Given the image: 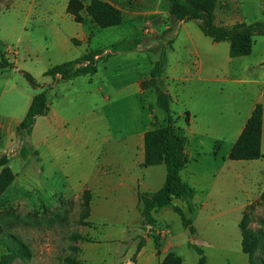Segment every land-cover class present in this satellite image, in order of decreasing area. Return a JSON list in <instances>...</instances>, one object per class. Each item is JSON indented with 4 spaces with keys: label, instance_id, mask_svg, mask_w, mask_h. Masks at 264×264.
<instances>
[{
    "label": "rangeland",
    "instance_id": "1",
    "mask_svg": "<svg viewBox=\"0 0 264 264\" xmlns=\"http://www.w3.org/2000/svg\"><path fill=\"white\" fill-rule=\"evenodd\" d=\"M50 1L36 0L29 7L30 0H0V51L17 45L13 26L17 29L23 21V37L32 33V43L33 38L43 43L44 38L40 40L36 33L40 28L33 33L32 26L59 18L58 11L49 9ZM135 2L128 0L124 4L121 23L106 28L83 16V9L81 22L69 14L85 26L92 49H101L103 55L115 54L105 61L102 58L90 82L78 77L67 102L61 103L71 118L67 126L71 133L63 142L62 167L37 172L41 164L49 165L54 159L49 154L45 160L38 159L27 138L28 155L17 153L11 158L15 178L0 195V264H160L170 252L181 258V264H197L194 246L202 248L206 264H248V253L241 247L239 223L244 219L245 230L264 232V123L262 156L234 160L228 158V140L215 139L213 133L191 137L189 113L179 114L173 108L165 113L160 109L153 89L141 88V81L148 75L139 81L142 91L138 97L126 90L114 93L115 85L149 73L152 52L159 56L166 51L170 68L178 66L184 59L183 48L176 44L169 49L171 41L185 28L197 29L196 20L149 19L143 14L147 9ZM215 8L217 24L264 21V0H218ZM260 37L254 34L255 44ZM27 46L21 41V49ZM221 53L220 50L222 62ZM257 58L256 51L240 64L247 66L245 71L250 74H258L259 67H249ZM23 78L18 79L19 83L34 88ZM34 78L39 82L41 76L38 73ZM226 84L221 81L219 91L213 88L214 92H205L197 107L198 121L210 118L215 125L211 130L239 126L243 115L239 106L250 96L244 84ZM101 91L110 96L106 102L101 100ZM4 102L0 104L1 112L5 110ZM168 121L185 138L187 161L180 177L194 189V211L190 213L181 199L174 198L172 203L192 218L194 233L182 225L171 207L153 212V225L142 220L136 193L154 191L162 185L166 172L163 163L142 167L143 179L135 188H131L129 180L120 183L126 181L125 171L113 170L137 163L139 134ZM140 141L143 143L142 138ZM128 142L136 145L133 155L124 152ZM20 144L16 139L15 149ZM192 144L199 147L192 149ZM196 150L200 151L198 157ZM142 238L144 244L135 251ZM253 254L264 260V244Z\"/></svg>",
    "mask_w": 264,
    "mask_h": 264
},
{
    "label": "crops",
    "instance_id": "2",
    "mask_svg": "<svg viewBox=\"0 0 264 264\" xmlns=\"http://www.w3.org/2000/svg\"><path fill=\"white\" fill-rule=\"evenodd\" d=\"M81 1L85 6L90 0ZM103 1L109 2L120 10H123L124 4H128V0ZM134 1H136L135 4L138 5L139 3V6L147 9V11L143 12V14L147 15L149 19L155 18L156 21H163L164 18L168 19V4L164 0ZM35 2L36 0H30L29 7H31ZM66 4L67 0H51L48 7L50 10L55 12L58 11L57 14L59 18L55 20L49 19L46 23H44V25L41 23L33 24L32 32L33 30L36 31L37 28H40L37 29L36 33L40 35V40L42 37L44 38L43 43H41L39 40L37 41V38H33L32 43V39L30 37L32 33L26 37H23V35L26 33V23L23 21L18 25L17 29L15 26H13L15 28L14 30H17V36L15 38V43L17 45L13 46L12 48L5 49V52L0 51L3 53L5 60L11 64L10 67L6 66L4 68H0V104H2L3 100L5 101V110L2 112L0 111V142L3 144V147L0 148V154L6 155L8 159L7 164L11 170L12 167L9 164L11 158L18 153V149H15L14 146L16 140L15 128L24 116L32 96L42 89L41 87L29 88L25 82L19 83L18 79L23 77L20 71H28L34 76L39 73L41 79L38 82L36 78H34L36 82L42 85L51 84V86L46 90L45 94L48 105L47 112L45 114L36 116L31 132L27 136L28 142L30 144L32 142L34 148L36 149H33L32 151H35L38 159L41 161L45 160L47 158V154H49L54 159V162L49 165H40L39 169H37V172L41 173L52 171L57 167H62L63 162L61 161V155L63 154V142L64 140L66 142L67 138L70 136L71 129L67 126L71 118L68 112L64 110L65 108H61V103L67 102L68 94L73 88V85L76 83V79L78 77L87 78V82L91 81V78L89 79L87 76H77L69 80L56 81L52 83L53 77L51 75H43V71H45L50 66L63 61L73 60L84 53L87 49H92L87 42L88 34L85 26L82 23L75 22L72 19L69 13L66 12ZM160 6L161 8L159 9ZM82 15L88 17L84 9L82 11ZM190 21L191 20L184 22ZM214 22L216 23V8L214 9ZM233 23L222 24L219 22L218 24L230 26ZM260 35L261 37L256 44L253 38V45L250 54L237 57L229 56L228 41H213L210 37L205 36L200 31L198 24L196 30L193 28H185L173 38L168 48L172 50L176 44L182 47L184 59L178 64V66L174 65L170 68L168 55L165 51L167 65L163 75L161 76V79L163 81V88L170 95V107L173 108L176 113L180 114L187 111L190 114L191 137L199 136L201 134L213 133V138L221 139L223 141L228 140L229 146L231 147L238 137L256 102H261L263 106V126L264 34ZM21 41H25V43L27 42V48H20ZM42 44L44 45L42 46ZM73 48L75 50L79 49L80 51L74 53ZM220 50L222 52V62L221 56L219 54ZM256 51L258 53V58L256 59L255 64L251 66L249 65V67L257 66L261 71L258 74L252 75L245 71L247 66L244 68V65H241L240 61L247 59V57H250ZM114 54H110V56L105 57L103 61L110 58ZM149 55L151 58V64L148 65V72L153 62L158 58L157 53L152 52ZM101 60L102 59H100L98 63L101 62ZM228 63L232 65V70H229ZM36 68H40L39 71H37L38 73H35L34 71ZM147 75L148 73L139 75L137 74L133 79H130L125 84H119L118 86L115 85L113 92L115 93L126 90L127 92L135 93V95L138 97L139 93L142 91L139 87V81ZM221 81L227 83L226 85L231 86L244 84L247 88V92L250 94V96H248V100L239 106L243 113L239 121V126L227 128L225 131L211 130L210 127L212 126L215 128V125L210 120V118L204 117V119L199 122V112L197 110V107L202 104L201 99H203L204 93L208 92V94H210L209 92H214L213 88L219 91ZM101 96V100L105 102L107 98L110 97L108 93H103L102 91ZM233 115L236 116L235 113H233ZM144 131L139 134V140L137 144L140 148L138 162L126 163L123 167L117 166L116 168H113L114 171H125L127 173L125 176L126 181L120 180V183L124 184L127 182V180H129L131 188L138 186V184L141 183L143 179V172L141 168L144 166L141 165V162L143 161L144 148L143 143H141L140 140L141 138L143 140ZM197 147H199L198 144H192V149H196ZM135 148L136 145L128 142L124 152L133 155ZM199 153L200 151L197 152V157L199 156ZM101 173H106L105 169L102 170ZM13 174L14 180L15 173L13 172Z\"/></svg>",
    "mask_w": 264,
    "mask_h": 264
},
{
    "label": "trees",
    "instance_id": "3",
    "mask_svg": "<svg viewBox=\"0 0 264 264\" xmlns=\"http://www.w3.org/2000/svg\"><path fill=\"white\" fill-rule=\"evenodd\" d=\"M168 4L167 17L174 20L188 21L196 20L200 31L210 37L213 41L226 40L229 43L228 54L230 57L248 55L251 53L254 34H264V21L234 22L230 26L216 24L214 22V9L218 0H166ZM84 9L87 16L100 28L118 25L122 20L119 8L103 0H90L83 5L81 0H67L66 11L73 16L75 21L81 22L80 11ZM74 41V40H73ZM101 49H88L73 60L54 64L43 71V75H51L52 83L56 81L69 80L77 76H87L89 79L97 71V63L100 59L110 56V53L102 54ZM167 65L166 52L161 51L158 58L153 62L148 77L141 81V88L151 87L155 94V103L165 113L170 107V95L163 88V75ZM10 67L0 52V68ZM23 77L32 87L42 89L35 93L28 108L15 128V138L21 141L18 149L20 156L25 157L30 148L25 144V139L31 132L36 116L45 114L48 109L46 102V90L51 86L36 82L28 72L20 71ZM161 81V86L158 85ZM186 113H188L186 111ZM263 106L256 102L247 118L241 132L231 146L228 158L234 160L258 159L262 156L260 152V139L262 127ZM143 161L142 166L165 165V179L162 185L154 191L138 192L137 200L140 204V214L146 225H153L155 218L153 212L162 207H171L180 219L182 225L191 233L195 232L192 218L187 216L183 209L172 203L174 198L181 199L187 203L190 213L194 211L191 199L194 189L180 177V170L184 167L187 159L184 152L185 138L180 136L173 125L168 121L161 126H152L143 133ZM5 154H0V195L13 180L14 174L7 164ZM245 220L239 223L242 228L241 247L248 253V264H264L260 256L253 254L254 250L264 244V232L259 229H244ZM79 237V236H74ZM144 244L140 239L135 251ZM198 255L197 264H206V256L200 246H194ZM181 258L173 253H168L160 264H181Z\"/></svg>",
    "mask_w": 264,
    "mask_h": 264
}]
</instances>
